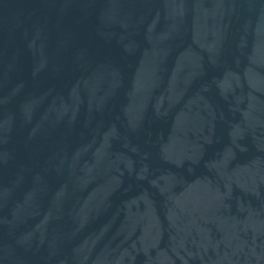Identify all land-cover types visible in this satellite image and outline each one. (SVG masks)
<instances>
[{"label": "water", "instance_id": "95a60500", "mask_svg": "<svg viewBox=\"0 0 264 264\" xmlns=\"http://www.w3.org/2000/svg\"><path fill=\"white\" fill-rule=\"evenodd\" d=\"M0 264H264V0H0Z\"/></svg>", "mask_w": 264, "mask_h": 264}]
</instances>
